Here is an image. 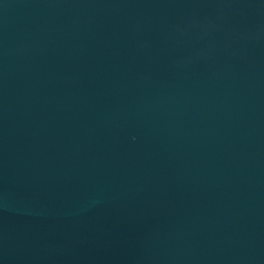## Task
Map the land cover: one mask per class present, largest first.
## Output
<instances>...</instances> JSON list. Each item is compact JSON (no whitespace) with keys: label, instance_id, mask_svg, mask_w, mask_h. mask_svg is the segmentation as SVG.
<instances>
[{"label":"water","instance_id":"obj_1","mask_svg":"<svg viewBox=\"0 0 264 264\" xmlns=\"http://www.w3.org/2000/svg\"><path fill=\"white\" fill-rule=\"evenodd\" d=\"M0 264H264V0H0Z\"/></svg>","mask_w":264,"mask_h":264}]
</instances>
